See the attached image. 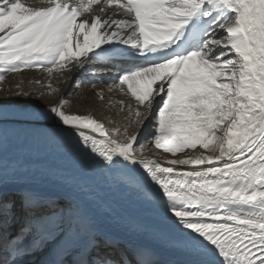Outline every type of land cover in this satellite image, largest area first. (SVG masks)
Returning <instances> with one entry per match:
<instances>
[{
	"label": "snow or ice",
	"instance_id": "obj_1",
	"mask_svg": "<svg viewBox=\"0 0 264 264\" xmlns=\"http://www.w3.org/2000/svg\"><path fill=\"white\" fill-rule=\"evenodd\" d=\"M96 64L120 69L123 128L53 86ZM32 69L48 74L34 90L0 88V152L75 136L94 172L0 164V264H168L138 227L104 226L106 189L160 203L192 264H264V0H0V84Z\"/></svg>",
	"mask_w": 264,
	"mask_h": 264
},
{
	"label": "bare ground",
	"instance_id": "obj_2",
	"mask_svg": "<svg viewBox=\"0 0 264 264\" xmlns=\"http://www.w3.org/2000/svg\"><path fill=\"white\" fill-rule=\"evenodd\" d=\"M97 69H107L108 72L104 75H96ZM119 72V68H112L107 64H96L95 67L86 65L82 70L74 69L66 82L61 81L63 83L60 88L61 95L70 101L68 110L77 114H92L109 129L125 127L131 117L126 116L125 111L118 105L126 98L112 85L113 81L118 80ZM31 74L30 78L33 80L48 78V74L43 71ZM57 80L58 78H54V86ZM91 82H94L95 87H88ZM69 88L71 90L67 94ZM101 89L104 90L103 101L98 96ZM57 98V96L56 98L47 96L41 100L47 104L49 100ZM0 164L4 167L15 165L22 171L30 172H38L46 168L54 169L68 177L94 172V165L89 155L83 153L78 147L77 138L67 135L40 140L9 139L3 151L0 152ZM50 179L55 183L54 178ZM105 198L110 210L103 211L102 215L106 218L104 226L109 231L121 233L129 225L138 227L139 238L156 246L168 264H192L195 259L193 256L181 251L178 247L167 246L170 242L184 239L187 236V230L170 218L160 203L146 199L142 193L134 189H106Z\"/></svg>",
	"mask_w": 264,
	"mask_h": 264
},
{
	"label": "rangeland",
	"instance_id": "obj_3",
	"mask_svg": "<svg viewBox=\"0 0 264 264\" xmlns=\"http://www.w3.org/2000/svg\"><path fill=\"white\" fill-rule=\"evenodd\" d=\"M36 71H42V70H35V69L25 70L24 72L19 73V74L9 73L6 76L5 81L2 84H0V88L11 89V88H13L15 86L16 83L23 82V85H24L25 88L34 90L36 79L33 80V78H30V76L32 75L31 73L36 72ZM57 81L55 82V86H58L59 88H61L63 83L61 81L60 82H57ZM115 82L118 83V80H115V81L112 82L113 86L116 84ZM61 83H62V85H61ZM93 85H95L94 82H91V83L88 84V87L91 88ZM70 90H71V88H69L67 90V94H68V92ZM53 98H56V96H53ZM158 107H159V105H154L153 114H155V112L157 111ZM113 115L117 116V114H113ZM119 118L117 119V122H118ZM105 123L107 124L108 122H105ZM152 129H153L152 124L146 123V126L141 130V132L139 134V140H140L141 143H143L145 140H147V139L152 137V135H153V130ZM129 131H132V129H129ZM157 152H161L162 153V150L155 149L153 145H148V147L146 148V153L147 154L149 153L150 155H155ZM164 155L168 156L169 158H172L171 154H164ZM177 155H179V154H177Z\"/></svg>",
	"mask_w": 264,
	"mask_h": 264
}]
</instances>
